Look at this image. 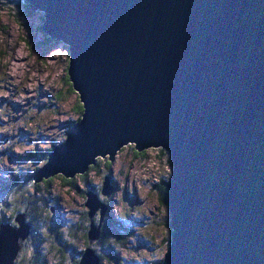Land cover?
I'll list each match as a JSON object with an SVG mask.
<instances>
[{
	"label": "water",
	"instance_id": "obj_1",
	"mask_svg": "<svg viewBox=\"0 0 264 264\" xmlns=\"http://www.w3.org/2000/svg\"><path fill=\"white\" fill-rule=\"evenodd\" d=\"M23 1L44 12L43 33L68 47L83 108L34 184L83 175L128 142L138 152L161 147L172 170L162 264H264V0ZM86 198L93 225L102 212L91 247L105 211ZM3 229L0 264H14L10 246L29 229ZM82 257L78 264L101 260L91 249Z\"/></svg>",
	"mask_w": 264,
	"mask_h": 264
},
{
	"label": "rangeland",
	"instance_id": "obj_2",
	"mask_svg": "<svg viewBox=\"0 0 264 264\" xmlns=\"http://www.w3.org/2000/svg\"><path fill=\"white\" fill-rule=\"evenodd\" d=\"M30 13H26L24 6L0 0V204L3 203L1 207L6 210V216L13 213L17 202L8 198L14 179L34 177L42 170L48 161L47 158L42 160L44 155L48 152L49 156L53 147L65 142L66 130H69L67 124L71 130L73 122L80 118L73 110L77 96L67 94L63 83L68 74V47L63 42L45 44L40 31L44 15L38 10ZM59 91H62V100L55 99ZM134 148V144L123 146L112 161L108 160L109 157H98L95 170L90 168L84 174L85 179L81 180V176L73 178L74 189L63 185L60 181L63 177L58 175L47 188L41 185V190H46L31 206L39 205L41 209L38 199H42L52 213L44 211L35 219L26 216L23 227L15 224V217L24 214L25 205H18L7 221L0 213V230L4 226L3 231L15 227L24 234L29 229L25 241L10 246L16 250L11 254L15 258L14 264H32L39 241L44 239V232L51 234L47 227L53 222L56 224L54 230H63L69 243L68 251L62 258L51 249L53 256L49 261L46 255L39 258L43 260L41 264L79 262L86 246L83 244L84 233L77 227H85L88 238V232L99 224L102 213L101 209L95 211L93 225L89 218L90 209L86 206V196L90 193L105 211L103 216L109 213L102 223L107 226L109 219L115 228L122 225L132 235L128 241L125 238L124 242H115L113 232L105 229L108 231L103 234L105 240L100 242L104 239L100 236L101 240L99 238L90 247L101 259L99 264H157L163 261L170 246L171 230L167 197L165 204L159 202L157 185L165 176L170 181L171 164L165 151L148 149L138 152ZM105 183L112 189L109 198L102 193V190L106 191ZM34 223L38 227L36 230ZM43 253L49 254L48 246L44 244ZM3 254L6 258V251Z\"/></svg>",
	"mask_w": 264,
	"mask_h": 264
},
{
	"label": "trees",
	"instance_id": "obj_3",
	"mask_svg": "<svg viewBox=\"0 0 264 264\" xmlns=\"http://www.w3.org/2000/svg\"><path fill=\"white\" fill-rule=\"evenodd\" d=\"M14 1H15V3H13ZM6 2L7 3H12L13 5L16 4V5H19V6H24L26 13L27 14H31L30 13L31 10H30L29 6L26 5V3H23V0H13V1L6 0ZM41 27H40V31L44 35V42H45V44H50L52 42V40L50 38H48L43 33ZM63 83H64V85L66 87L67 94H76L75 91H74V89H73V87H72V84H71L70 80L68 79V76L67 75L64 77ZM61 96H62V91H59L56 94V98L55 99L56 100H60L61 98L63 99V97H61ZM76 96L77 97H76V100L74 102V109L73 110L81 117V115L83 113V108H82V105L79 102V98H78V95L77 94H76ZM73 124H74V122H73ZM69 125L70 124L68 123L67 124V127H68L69 130H66V134H68V132L70 131L71 126H69ZM47 154H48V152H47ZM47 154H45L44 157L42 158L43 161H45L46 158L48 159L49 156ZM136 155H137V153H136ZM138 155L139 156H143V153H141V154L138 153ZM161 155H163V154L161 153ZM96 163H97V161H96ZM96 163H95V165H96ZM90 168H92L91 170H95V166H92ZM86 177L87 176L84 175V176H81L80 179L83 180ZM53 178H56V177H52V178H48V179H43L40 183H37V184H34L33 176L32 177L31 176L30 177H25L23 180L14 179V182L10 186L11 191L8 194V198L10 200H12V201L17 200L16 205H15V207L13 209V213L15 212V210H16V208H17L18 205L19 206L25 205L26 206V211L24 212V214H26V216H29L30 218L31 217L33 219H35V217L39 218L41 214H44V211H47L48 209L46 208V203L42 199H38V201L40 202L41 209L38 208L39 205H36V206H33V207L31 205H33L35 202H37V197H39L38 195L41 194L42 192H44L46 190V189H44V191L41 190V187L43 186V187L47 188L50 185V183H51V181H52ZM167 180H168V178L165 176V178L163 180H161L159 182V184L157 185V193H158L157 198H158V200H159V202L161 204L162 203L165 204L166 183H167ZM60 181H61V183L63 185H65L69 189L71 187L74 189V186L72 185L73 179L66 180V179L61 178ZM75 192L78 193L80 196H83L76 189H75ZM1 204H3V203H1ZM1 204H0V213H2V216H3L2 219H4L5 221H7V217L11 218L12 215H13V213L12 214L9 213L6 216V210L4 209V207H1ZM48 211L51 212L50 209ZM0 220H1V218H0ZM83 222H85V221H83ZM55 225L56 224L54 222L51 225H48L47 229L49 231H51V234L49 235V234H46V232H44L45 233V237H44V239H41L39 241L40 242V245H39L38 249H36L35 254L33 255L32 264H41L43 262V260L42 259H39V258H41V257H43L45 255H46L47 261H49V259H51V257L53 256L50 253L51 249L57 255H60L62 258L64 257L65 252L68 251L69 243H67V241H66V237L63 234V230L60 229V228L54 230L53 228L55 227ZM107 226L111 227L113 231H111ZM107 226H105L103 223L101 224V227H100V236L102 238H104L103 237V234L104 233L107 234L108 231L113 232L111 234L114 237L115 242L116 241L117 242H124L125 241L124 240L125 238H126V241H128V238H130V236H132V235H130L131 233L129 234V233L126 232V229L129 230L128 228L124 229V227L122 225L120 226V228H115L114 225H113V223L109 219H108ZM34 227H35V230L38 228L37 225H35V223H34ZM77 228L79 230L83 231V233H84V235H83V238H84L83 244L86 246V249H90V246L88 245V238H87V236L85 234L86 228L85 227H80V226H78ZM105 229H107L108 231L105 230ZM100 240H101V238H100ZM103 240H105V238L102 239L100 242H102ZM60 241H61V243H60ZM43 244H44V246L45 245L48 246L49 254H44L43 253ZM82 253H83V251L81 252V255H82ZM111 258L112 257H110V259ZM79 262H80V259H79ZM79 262H76L75 264H78ZM56 264H62V263H57L56 262ZM65 264H66V262H65ZM157 264H160V262H158Z\"/></svg>",
	"mask_w": 264,
	"mask_h": 264
},
{
	"label": "bare ground",
	"instance_id": "obj_4",
	"mask_svg": "<svg viewBox=\"0 0 264 264\" xmlns=\"http://www.w3.org/2000/svg\"><path fill=\"white\" fill-rule=\"evenodd\" d=\"M42 13H43V15L45 16V14H44V12L43 11H41ZM45 20V19H44ZM44 23V22H43ZM69 56H70V51H69ZM68 64H70V58H69V63ZM134 143H127V145H133ZM126 145V146H127ZM134 146H135V144H134ZM151 149H153V148H151ZM154 149H160V150H162V151H165L164 149H162L161 147H157V148H154ZM120 150H122V148H119L118 149V151H117V153L120 151ZM116 153V154H117ZM116 154L114 155V157L116 156ZM169 155V154H168ZM105 157H109V155H105L103 158H105ZM110 161V160H109ZM112 161V160H111ZM48 162V161H47ZM171 164V163H170ZM88 172V171H87ZM87 172H85V173H87ZM170 174H171V172H170ZM84 175V174H83ZM80 176H82V175H80ZM109 188H111V186H109ZM107 198V197H106ZM25 227V226H24ZM171 230V229H170ZM171 233H172V231H171ZM170 246H171V239H170ZM5 247V249H4V251H7V246H4ZM164 260V259H163ZM161 263H162V261H161Z\"/></svg>",
	"mask_w": 264,
	"mask_h": 264
}]
</instances>
